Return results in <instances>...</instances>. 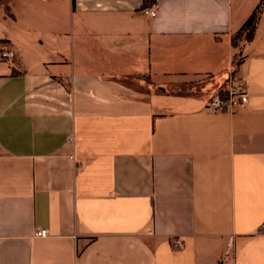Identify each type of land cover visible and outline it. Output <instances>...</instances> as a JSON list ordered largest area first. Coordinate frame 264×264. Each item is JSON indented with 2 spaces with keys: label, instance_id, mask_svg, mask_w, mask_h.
<instances>
[{
  "label": "crops",
  "instance_id": "obj_1",
  "mask_svg": "<svg viewBox=\"0 0 264 264\" xmlns=\"http://www.w3.org/2000/svg\"><path fill=\"white\" fill-rule=\"evenodd\" d=\"M261 2L235 60L232 35ZM10 7L0 264H264V0ZM233 63L249 102L211 111Z\"/></svg>",
  "mask_w": 264,
  "mask_h": 264
},
{
  "label": "built area",
  "instance_id": "obj_2",
  "mask_svg": "<svg viewBox=\"0 0 264 264\" xmlns=\"http://www.w3.org/2000/svg\"><path fill=\"white\" fill-rule=\"evenodd\" d=\"M143 12L146 15L155 17L157 15V9L155 7H144ZM0 59L6 61L9 65L15 66L17 59V52L10 46L0 47ZM238 63H233L227 76L223 82L218 86L216 94L209 101L208 108L215 112H234L239 107L248 104L250 99V93L246 80L238 72ZM74 140V137L71 140ZM2 146L0 144V152ZM260 230L264 231V222L260 226ZM38 236H47V229H39L36 232ZM176 247H182L183 241L177 239L175 242Z\"/></svg>",
  "mask_w": 264,
  "mask_h": 264
},
{
  "label": "trees",
  "instance_id": "obj_3",
  "mask_svg": "<svg viewBox=\"0 0 264 264\" xmlns=\"http://www.w3.org/2000/svg\"><path fill=\"white\" fill-rule=\"evenodd\" d=\"M10 1L11 0H0V7H3L5 9L6 13L9 16L14 17V14L12 13L11 7H10ZM262 3L263 2H261L256 7V9L248 17V19L246 20V22L242 25V27L237 32H235L233 34L235 36L232 35V45L236 49H238L237 50V53H236L235 60L242 58L243 55H244L241 52L242 51V49H241L242 47L241 46L244 43H247L249 41H252V39L255 36L256 24H257V21H258L259 14L261 12ZM147 6H150V5H147V1H145L144 5H143V8L144 7H147ZM237 38H238V40H237ZM134 77L135 78L144 79V80H146V78H147L146 76H142V75H138V76H134Z\"/></svg>",
  "mask_w": 264,
  "mask_h": 264
},
{
  "label": "rangeland",
  "instance_id": "obj_4",
  "mask_svg": "<svg viewBox=\"0 0 264 264\" xmlns=\"http://www.w3.org/2000/svg\"><path fill=\"white\" fill-rule=\"evenodd\" d=\"M233 36H235V35H233ZM237 40H238V38H237ZM138 79V78H137Z\"/></svg>",
  "mask_w": 264,
  "mask_h": 264
}]
</instances>
